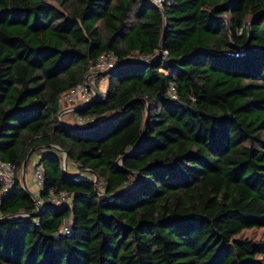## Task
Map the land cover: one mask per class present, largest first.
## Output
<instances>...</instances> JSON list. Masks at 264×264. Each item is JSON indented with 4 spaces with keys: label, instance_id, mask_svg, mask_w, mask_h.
<instances>
[{
    "label": "trees",
    "instance_id": "trees-1",
    "mask_svg": "<svg viewBox=\"0 0 264 264\" xmlns=\"http://www.w3.org/2000/svg\"><path fill=\"white\" fill-rule=\"evenodd\" d=\"M157 52L100 76L107 94L79 110L98 123H60L91 61ZM35 147L43 196L72 206L35 214L20 176ZM0 159L17 168L0 264H264L262 243L236 238L264 228V0H0Z\"/></svg>",
    "mask_w": 264,
    "mask_h": 264
},
{
    "label": "built area",
    "instance_id": "built-area-1",
    "mask_svg": "<svg viewBox=\"0 0 264 264\" xmlns=\"http://www.w3.org/2000/svg\"><path fill=\"white\" fill-rule=\"evenodd\" d=\"M154 6L162 9L166 5H170L173 3L174 0H148ZM160 52H157L155 55L146 56V55H130L125 57L124 59H120L118 55L115 53H108V54H101L97 59L91 61L86 77L83 82L77 84L76 86L72 87L68 91L64 92L58 100L59 104V113H58V120L65 126H71L68 124L66 120V116L69 113H72L74 119L80 122L82 125L81 128H89L90 126L95 125L103 117H98L95 115H88L83 116L79 114V110L85 108L92 101L99 95L97 90V86L100 82L99 78L101 75H105L112 69H114L121 61H138V62H148L151 59H155L159 56ZM108 92V91H107ZM107 92L103 95H106ZM169 96L176 100L178 99V92L174 85L170 86L169 89ZM58 148V147H55ZM63 169L65 171H71L74 175L84 176L86 173L93 174L89 169H83L81 166L82 164L75 160L67 161L66 165L64 164L63 152ZM65 154V153H64ZM69 166V167H68ZM69 168V169H68ZM16 173L17 168L16 165L12 162L2 161L0 159V219L4 217L2 212V204L4 198L10 193L12 187L16 182ZM95 178V177H94ZM33 181L37 188V194H34V201L36 206V215L41 211L43 206L47 203H53L57 206H72L74 194L70 193L67 190H55L50 189L48 192L49 198L46 199L43 196L45 192V178H44V168L43 166L37 161L33 168ZM20 215L21 217H27L29 214L27 213H18L15 214ZM71 223L72 220L69 218L64 221L62 232L64 234L71 233Z\"/></svg>",
    "mask_w": 264,
    "mask_h": 264
},
{
    "label": "rangeland",
    "instance_id": "rangeland-1",
    "mask_svg": "<svg viewBox=\"0 0 264 264\" xmlns=\"http://www.w3.org/2000/svg\"><path fill=\"white\" fill-rule=\"evenodd\" d=\"M108 86H109L108 79L104 78L103 80H100V82H99V84L97 86V90H99L100 93L105 94L107 92V90H108ZM66 117H67L66 120L68 121V124H70L72 126L82 127L80 122H78L77 120L74 119V116H73L72 113H69ZM39 150L41 151L42 149L39 148V147H35V148H33L31 150L30 158L28 160V166L26 168V173H25L26 177L28 176V173L29 174L31 173V175H32V171H33L34 165L37 163L36 158H34V156L36 155V153H38ZM64 156H65V154L63 152V157ZM22 175H23V168L20 170L21 178H22ZM89 176H94V175L93 174H89ZM29 187H31V185ZM32 192H34L33 189H32ZM16 216L17 217H21L20 215H16ZM236 238L237 239L249 238V239L258 241L259 243H262L264 245V228H253V229L245 230L241 234L237 235Z\"/></svg>",
    "mask_w": 264,
    "mask_h": 264
},
{
    "label": "water",
    "instance_id": "water-1",
    "mask_svg": "<svg viewBox=\"0 0 264 264\" xmlns=\"http://www.w3.org/2000/svg\"><path fill=\"white\" fill-rule=\"evenodd\" d=\"M148 113H149V110H148V112H147V118H146V121H145V127H146V125H147V123H148V119H149V117H148ZM144 134H145V130L143 131V134H142V136H141L139 142L137 143L136 147L139 145V143H140L141 140L143 139ZM136 147H135V148H136ZM131 152H133V150H132ZM131 152H129L128 154H130ZM30 153H31V151H30ZM30 153H29L28 156L26 157V159H25V161H24V164H23V175H22V180H23V183H24V187H25L26 189H29L28 186H27V183H26V176H25V173H26V168H27V166H28V160H29V158H30ZM128 154H127V155H128ZM125 156H126V155H125ZM125 156H122V157L120 158V161H121V162L123 161V159L125 158ZM67 160H68V155H67V153H65V158H64V164H65V165H66V163H67ZM94 176H95V181H97V175L94 174Z\"/></svg>",
    "mask_w": 264,
    "mask_h": 264
},
{
    "label": "crops",
    "instance_id": "crops-1",
    "mask_svg": "<svg viewBox=\"0 0 264 264\" xmlns=\"http://www.w3.org/2000/svg\"><path fill=\"white\" fill-rule=\"evenodd\" d=\"M45 151H46L45 149H42L41 151L39 150L38 153H36V155L34 156V158H36V161L40 160L41 156L43 155V153ZM91 177L93 178V176H91ZM26 183H27L29 190L32 191V189H33L34 190L33 193L37 194L38 191H37V188H36L34 181H33V171H32V175H31V173L30 174L28 173V176L26 177ZM30 185H31V187H29Z\"/></svg>",
    "mask_w": 264,
    "mask_h": 264
},
{
    "label": "clouds",
    "instance_id": "clouds-1",
    "mask_svg": "<svg viewBox=\"0 0 264 264\" xmlns=\"http://www.w3.org/2000/svg\"><path fill=\"white\" fill-rule=\"evenodd\" d=\"M95 176H93V178H94Z\"/></svg>",
    "mask_w": 264,
    "mask_h": 264
}]
</instances>
